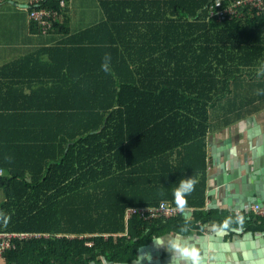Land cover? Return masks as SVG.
<instances>
[{"label": "trees", "instance_id": "1", "mask_svg": "<svg viewBox=\"0 0 264 264\" xmlns=\"http://www.w3.org/2000/svg\"><path fill=\"white\" fill-rule=\"evenodd\" d=\"M98 1L101 20L73 33L67 0H46L61 39L20 63L44 55L69 74H0V231L49 235L15 241L1 264L133 262L155 238L240 228L241 217L264 231L252 215L207 209L208 136L264 109V10L221 18L216 0ZM190 179L192 217L127 219L133 206L176 205Z\"/></svg>", "mask_w": 264, "mask_h": 264}, {"label": "crops", "instance_id": "2", "mask_svg": "<svg viewBox=\"0 0 264 264\" xmlns=\"http://www.w3.org/2000/svg\"><path fill=\"white\" fill-rule=\"evenodd\" d=\"M72 1L67 0L66 7L70 15V27L73 33L92 26L103 17L99 1L95 0L98 4L96 15L89 21L78 24V27H72L71 14L74 8L72 7ZM90 13L92 12L83 11L85 15ZM60 39L61 37L58 34H42L32 23L29 17V0H0V74H69L56 71L49 64L38 62L42 56V59H47L44 55L35 56L36 61L29 60L20 64L32 54L54 46ZM80 72L82 71L77 70L71 74H79ZM4 101L6 105H13L16 100L15 97L10 95ZM1 103L2 100L0 99ZM207 150L209 154L208 211L228 212L236 218H239L243 213L254 216L250 210H247L251 206L247 194L264 190V109L231 123L228 127H218L212 131L207 139ZM241 168H244V172L237 176L238 179L229 181L230 189L227 191L224 186V173H231L233 169ZM256 170L261 171V173L259 175L254 174ZM257 186L259 189H257ZM210 191H212V195H210ZM5 200L6 196L2 203ZM187 208L194 214V208ZM193 214H188L185 217L190 218ZM254 218L255 216L252 219L254 220ZM252 227L253 224L242 221L240 228L227 230L213 226L203 235H200L197 231L188 234L170 233L155 238L149 244L141 247L137 260L120 263L190 264V260L179 257L176 250L171 246L172 242H178L186 246L195 245L200 249L203 261L209 252L202 243H207L210 250L213 243L211 239H214L219 241L218 246L221 248L224 247V243L232 248L243 245L247 253L239 252V260L236 264H264V231ZM235 229H240L242 234L238 235L233 232ZM250 232L253 234L252 236H250ZM125 236L127 234H119L115 237L124 238ZM157 240L161 241L160 245H157ZM173 257H176V259L173 260ZM225 257L227 261L233 262V256L229 252L225 254ZM1 263L2 259L0 258ZM116 263L102 259L101 262L90 264Z\"/></svg>", "mask_w": 264, "mask_h": 264}, {"label": "built area", "instance_id": "3", "mask_svg": "<svg viewBox=\"0 0 264 264\" xmlns=\"http://www.w3.org/2000/svg\"><path fill=\"white\" fill-rule=\"evenodd\" d=\"M46 0H29V17L32 23L39 29L42 34L52 32L58 22L61 21L59 10L44 5ZM223 2L225 5H223ZM61 6L66 5V0H61ZM252 8L256 10H264V0H216L210 6L212 15H218L223 18L226 15L230 17H239L243 14V10ZM4 170L0 168V175H3ZM258 219L259 222L264 220V201L251 204L247 208ZM188 208L183 211L179 210L176 205L168 201H161L156 206H133L127 209V219L134 215H138L145 220H151L162 217H174L182 212H187ZM209 224H207L208 228ZM48 234L32 233V232H13L0 231V258L3 254L15 246V241L25 242L34 239L48 238ZM109 238V236H105ZM88 247L93 245V242H86Z\"/></svg>", "mask_w": 264, "mask_h": 264}, {"label": "water", "instance_id": "4", "mask_svg": "<svg viewBox=\"0 0 264 264\" xmlns=\"http://www.w3.org/2000/svg\"><path fill=\"white\" fill-rule=\"evenodd\" d=\"M256 159V158H254ZM244 172V168L241 169H233L231 171V173H224L223 178H224V186L226 188V190L228 191L230 189V184L229 181L231 180H236L238 179V175ZM261 173V171L256 170V172L254 174L259 175ZM257 189H259V187L257 186ZM210 195H212V191H210ZM248 198H249V202H251L250 204L253 203H257V202H263L264 198V190H261L259 192H249L247 194ZM241 208V207H240ZM240 208H236V209H240ZM243 208V207H242ZM188 214H193L192 211L188 210L186 213L184 212V215L187 216ZM233 232H235L236 234L240 235L242 234V231L240 229H235ZM253 234L250 232V236H252ZM216 238V237H215ZM246 239V237H245ZM213 240V243L211 244L212 248L209 250V247L207 245V243H202V245L204 246L205 249L208 250V254H206V256L204 257V260L201 262V264H236V262L239 260V252H245L243 245H240L239 247L236 248H232L230 245H227L226 243H224V247H219L218 240ZM232 254V261L233 262H229L226 260L225 254L227 253ZM116 264H122V263H116ZM191 264V263H190Z\"/></svg>", "mask_w": 264, "mask_h": 264}, {"label": "clouds", "instance_id": "5", "mask_svg": "<svg viewBox=\"0 0 264 264\" xmlns=\"http://www.w3.org/2000/svg\"><path fill=\"white\" fill-rule=\"evenodd\" d=\"M104 68L105 72L109 71V67L107 65L102 66ZM193 185L194 181L192 179L187 180V181H181L179 187L176 189L174 195H175V203L178 207L179 210L183 211L185 206H186V199H185V194L190 193L193 190ZM243 218H240V222L242 223ZM224 228L228 227V221H225ZM157 245L161 244L160 240L156 241ZM172 248L176 250L178 253L179 257L184 260H190L191 264H201L202 262V256L200 249L196 247L195 245L193 246H186V245H181L178 242H172L171 244ZM176 257H173V260H175Z\"/></svg>", "mask_w": 264, "mask_h": 264}, {"label": "rangeland", "instance_id": "6", "mask_svg": "<svg viewBox=\"0 0 264 264\" xmlns=\"http://www.w3.org/2000/svg\"><path fill=\"white\" fill-rule=\"evenodd\" d=\"M72 27L77 26L78 24L84 23L92 19L96 12L98 11V4L95 0H73L72 1ZM89 11L92 12L90 14H83V11ZM218 127V124L216 128ZM4 191L0 189V204L2 203V200H4Z\"/></svg>", "mask_w": 264, "mask_h": 264}]
</instances>
